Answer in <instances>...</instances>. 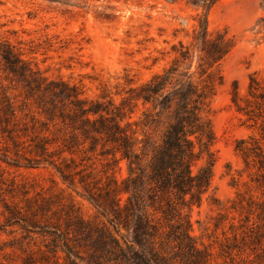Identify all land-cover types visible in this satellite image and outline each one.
Here are the masks:
<instances>
[{"label":"trees","instance_id":"obj_1","mask_svg":"<svg viewBox=\"0 0 264 264\" xmlns=\"http://www.w3.org/2000/svg\"><path fill=\"white\" fill-rule=\"evenodd\" d=\"M216 1L194 3L205 11L193 17L188 40L171 44L169 61L149 80L125 95L115 92L118 101L88 98L75 84L40 75L18 48L0 41V160L48 164L105 218L85 220L59 195L29 196L24 184L6 183L0 169V232H24L19 264H212L183 211L200 205L216 160L209 104L223 83L219 64L234 45L226 30L208 28L206 12ZM2 73L20 86L18 94ZM137 101L154 111L131 119ZM230 101L264 140V72L249 74L244 94L234 86ZM156 123L157 138L136 128ZM248 138L235 149L264 181V143ZM17 191L22 197L14 200ZM231 208L239 218L228 223L231 237L222 231L221 252L233 259V249L258 244L264 251V198L241 194ZM225 216L218 212L215 227Z\"/></svg>","mask_w":264,"mask_h":264},{"label":"rangeland","instance_id":"obj_2","mask_svg":"<svg viewBox=\"0 0 264 264\" xmlns=\"http://www.w3.org/2000/svg\"><path fill=\"white\" fill-rule=\"evenodd\" d=\"M201 1L0 0V41L18 48L40 75L75 84L88 98L108 94L118 101L120 96L115 92L125 95L129 87L149 80L169 61L166 51L171 44L188 40L195 23L193 17L205 11L194 5ZM206 15L209 30H226L234 45L219 64L223 83L209 104L216 155L210 187L200 205L184 208L183 212L197 243L210 251L212 264H264L261 245L244 247L243 251L233 249V259L220 249L224 243L222 231L231 237L228 223L239 218L238 211L231 208L237 197L264 198V181L256 167L252 161L245 163L235 149L238 140L249 136L263 144L261 131L237 113L230 101L234 86L244 94L249 74L264 72V0H217ZM3 77L2 73V83L10 87L8 90L18 94L20 86ZM131 107L134 120L143 119V112L154 111L151 103L141 101ZM136 128L139 133L147 130L157 138V123ZM120 164L121 169H115L119 178L125 175L124 164ZM0 169L6 183L24 184L29 196L59 195L71 200L85 220L105 221L82 195L81 188L67 186L48 164L29 166L23 159H6L0 160ZM256 178H260V184ZM21 197L17 191L14 200ZM5 199L11 200L9 194L4 195ZM218 212L226 214V219L215 227ZM22 234L18 227L14 233L0 232V264L21 262L24 254L18 247Z\"/></svg>","mask_w":264,"mask_h":264}]
</instances>
